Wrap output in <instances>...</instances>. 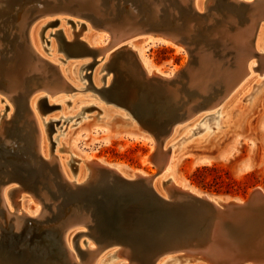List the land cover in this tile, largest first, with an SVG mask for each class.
Returning a JSON list of instances; mask_svg holds the SVG:
<instances>
[{
  "label": "bare ground",
  "instance_id": "1",
  "mask_svg": "<svg viewBox=\"0 0 264 264\" xmlns=\"http://www.w3.org/2000/svg\"><path fill=\"white\" fill-rule=\"evenodd\" d=\"M160 44L185 51L186 66L153 65L146 51ZM254 72H264V0H0V146L16 152L0 156V239L28 225L52 230L65 251L50 248L54 264H264V190L246 200L212 197L171 166L186 153L176 145L213 120L240 127L229 108ZM263 92L264 84L254 102ZM96 110L109 119L96 128L152 143L143 163L157 166L153 175L68 153L66 137ZM132 123L138 131L120 130ZM33 151L44 163L23 177L21 156ZM111 169L140 192L150 181L167 203L149 205L120 183L105 189ZM104 192H124L107 213L118 216L110 231ZM44 246L29 260L52 264Z\"/></svg>",
  "mask_w": 264,
  "mask_h": 264
},
{
  "label": "rangeland",
  "instance_id": "2",
  "mask_svg": "<svg viewBox=\"0 0 264 264\" xmlns=\"http://www.w3.org/2000/svg\"><path fill=\"white\" fill-rule=\"evenodd\" d=\"M56 29L58 27H54V30ZM47 49L45 53L49 55ZM146 52L151 63L153 62V65L166 72L174 67L183 68L188 62L187 53L178 51L173 46L150 45ZM69 61L77 62L78 60L72 58ZM263 84L264 72H254L249 75L245 80L243 91L231 104L229 110L233 112V119L238 121L239 117H242L239 128L232 123H230L231 126L223 124L222 128H219L217 120H213L209 128L199 131L188 140L185 139L184 144L181 141L176 145L178 153L183 150L182 148L179 151L181 147H186L185 155L180 154L171 163L175 176L179 180L201 194L223 197L226 200H246L254 189L264 190V92L256 102L253 100L256 96L255 90ZM84 94L80 95L82 97L89 95ZM112 107L117 109L116 111L120 110L115 106ZM98 113V110L87 112L86 115L90 116L88 123L81 127L77 126L72 135L66 137L64 144L68 153L74 151L82 156L88 154L103 159L106 163L125 167L128 171L143 170L153 175L157 171V166L153 163H143L144 157L150 152L152 143L129 134L116 135L103 132L96 128L94 123H106L109 119L99 121L104 116ZM116 117L118 118L117 115ZM120 130L136 132L139 128L132 123V126H123ZM205 133L208 134L206 142L194 141L203 137ZM213 137L214 140L209 143V139ZM249 166H251L250 169H248ZM35 229L33 230L32 225L27 226L26 230L19 235L14 234L10 229H5L0 239V262H2L0 264H21L18 258L21 257V250L26 257H29L31 251L28 246L29 239ZM22 246L25 249L21 248ZM124 262V259L119 260V264ZM171 264L209 263L203 261L189 263L186 260H179Z\"/></svg>",
  "mask_w": 264,
  "mask_h": 264
},
{
  "label": "water",
  "instance_id": "3",
  "mask_svg": "<svg viewBox=\"0 0 264 264\" xmlns=\"http://www.w3.org/2000/svg\"><path fill=\"white\" fill-rule=\"evenodd\" d=\"M11 143H7V144H2V146H0V156L1 155H4V156H8V154L12 155V154H16L15 149H14V146L11 145ZM7 151V152H6ZM20 153V152H19ZM22 154V153H21ZM26 156H21L23 160V163H20V170L17 171L19 173V175L23 176V177H28L27 172L34 168L36 169L37 168V165L39 164H43V160H42V157L38 154L37 151H33L32 153H27V154H24ZM28 169V170H27ZM15 173V172H14ZM111 175L108 176V178L106 179V183H105V189H113V187H115V183H120L119 185L122 187V188H126V190L128 189H131L133 191H136V195L138 194V196H142L140 199L141 200H144L145 201H149V205H151L152 203L150 202V199L153 201V203H159L161 205H164L166 204L167 202L165 200H163L162 198H160L159 196H157L152 188V185L150 183V181H147V182H142V185L140 186L141 189H143L145 187L146 191L145 192H140L139 189H133L131 188L133 185H135L136 183H133V182H130L128 180H125L124 178H122L121 176H119L117 174L116 171L112 170L111 169ZM17 174V173H15ZM40 175H35L33 177V180L31 182L33 184H37V182L39 181ZM30 183V182H29ZM63 185V184H62ZM61 185V186H62ZM65 186L63 185L62 188H64ZM109 193H113V192H109ZM124 192L120 193V194H106L105 192L103 193V196H104V201L99 197V199H101V202L103 201L104 203V208L102 209V216L103 218L105 219V221L107 222L105 228L103 230H111L112 229V226L113 224L115 223V221L118 220V216H116V210H115V217L113 216V218H106L108 217L107 213L108 211H112L114 212V209H115V200L117 198H119L118 196L119 195H122ZM147 195V196H146ZM95 199V198H94ZM93 201H97V200H94ZM96 199H98V197H96ZM92 200V198H89V201ZM182 202H190V203H193L195 204L196 203V200L192 199V198H186V199H183ZM153 205V204H152ZM157 205H155L156 207ZM132 209V208H131ZM131 209H129L127 212H131ZM29 226V225H28ZM26 230V228H24V230L22 232H24ZM12 231V230H11ZM21 232V233H22ZM35 232L38 233L37 235L40 236L41 240L35 244H33V246H31L30 244L28 245L29 246V249L32 251H30V255L32 256H36V254L39 255L38 251H44L43 248V245H45L44 247H46L49 251V257L44 255V257H47V261L50 263L52 262V264H54V262L58 259L57 258V255L56 254H53L52 253V250L50 249L51 247H54V246H57L58 248H60L62 250V253H64V247H62V244H61V236L60 234L57 235V233H54V231L52 230H47V229H35ZM14 234L16 235H19L21 233H18V232H13ZM38 239V238H37ZM42 240L45 242H47L48 244L42 242ZM21 248H24V246H22ZM25 249V248H24ZM20 254H21V257H18L21 261V264H35L33 260H29L28 256L26 257L23 253V250L20 251ZM23 256L25 258H23ZM33 258V257H32ZM61 259V258H60ZM67 260V264L70 263ZM54 261V262H53ZM58 261V260H57ZM56 261V262H57ZM61 262V260H60ZM59 263V262H58Z\"/></svg>",
  "mask_w": 264,
  "mask_h": 264
}]
</instances>
